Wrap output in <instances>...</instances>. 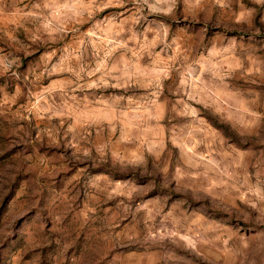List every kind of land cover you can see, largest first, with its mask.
Here are the masks:
<instances>
[{
  "label": "rangeland",
  "instance_id": "1",
  "mask_svg": "<svg viewBox=\"0 0 264 264\" xmlns=\"http://www.w3.org/2000/svg\"><path fill=\"white\" fill-rule=\"evenodd\" d=\"M9 1L0 40L16 51L26 40L45 47L20 76L18 56L0 45V76L21 80L0 87L12 135L25 120L73 161L149 178L81 164L51 187L63 154L25 153L46 192L40 211H29L24 183L7 203L0 264H264V32L205 29L252 27L254 9L239 0ZM191 21L205 26L194 31ZM202 109L254 144L228 142ZM156 183L206 197L248 226L163 189L151 195Z\"/></svg>",
  "mask_w": 264,
  "mask_h": 264
},
{
  "label": "trees",
  "instance_id": "2",
  "mask_svg": "<svg viewBox=\"0 0 264 264\" xmlns=\"http://www.w3.org/2000/svg\"><path fill=\"white\" fill-rule=\"evenodd\" d=\"M245 6L252 7L253 16H252V27H247L246 25H219L214 26L213 24H207L206 35H211L213 31H219L225 36H248L254 33L255 30L259 32H264V23L261 19L262 16V6L253 2L252 0H239ZM192 22V23H191ZM190 29L194 31H199L204 28L205 25L201 21H191ZM171 29H174L176 24L175 22H170L168 20ZM27 41V51L25 50H14V48L8 46L0 40V45L2 47L1 51H14L15 55L19 58V63L17 65L18 75L23 76V72L26 71V68L29 63L35 61L37 57L45 50V47L40 42ZM18 82L21 84V80H16L13 78H5L0 76V87L5 86L6 89L12 90L15 83ZM24 96L26 88L22 86ZM201 115L205 117L212 126L218 129L221 134L226 138V140L236 147L244 149L250 147L254 144L252 137L241 136L236 130L230 125V123L225 120L220 119L218 116L210 114L205 109H202ZM0 122L3 123L5 130L0 132V220L3 217L5 207L7 203L13 198L15 192L20 187L22 183L26 186L24 197L27 198L29 204V211H40L41 201L46 192L45 187L41 186L37 182L36 172L33 167L25 160V153H34L35 151L45 154L47 156H55L63 154L62 158H56L55 161L63 160L67 162L65 168L56 170V174L51 182V187H59L60 177L62 174H67L72 172L75 169L76 165L87 164L88 169L91 171H98L106 173L115 179H135V180H144L149 178L147 174H141L139 170L133 166H126L120 168L115 165H111L109 162H95L92 164L90 161L84 163H78L73 161L69 156L68 152L61 145L48 144L43 140H38L35 137V129L30 126L27 121L23 120L24 130L20 131V136H13L10 130V123L8 120L0 115ZM159 183V180H158ZM158 189H163L165 192L169 193V197H181L186 201V204L193 207H202L211 213L216 215L229 216L233 221H238L241 225L248 226L245 221L237 220L229 214L228 212L223 211L221 208L214 206L211 201L203 196L191 195L188 192H184L181 189L175 187L173 184L168 185L165 188H160L156 183L150 194L154 195ZM161 191V190H158ZM259 228L264 229L263 224L257 225ZM176 250H179L178 247H175ZM198 260L200 264H211L207 261Z\"/></svg>",
  "mask_w": 264,
  "mask_h": 264
},
{
  "label": "crops",
  "instance_id": "3",
  "mask_svg": "<svg viewBox=\"0 0 264 264\" xmlns=\"http://www.w3.org/2000/svg\"><path fill=\"white\" fill-rule=\"evenodd\" d=\"M11 2L4 3L3 0H0V26L7 28L9 23L8 11L10 10ZM1 30V29H0Z\"/></svg>",
  "mask_w": 264,
  "mask_h": 264
},
{
  "label": "clouds",
  "instance_id": "4",
  "mask_svg": "<svg viewBox=\"0 0 264 264\" xmlns=\"http://www.w3.org/2000/svg\"><path fill=\"white\" fill-rule=\"evenodd\" d=\"M257 3H264V0H256ZM245 18V14L241 13L239 16H237V21H241ZM262 20H264V17L261 18Z\"/></svg>",
  "mask_w": 264,
  "mask_h": 264
}]
</instances>
